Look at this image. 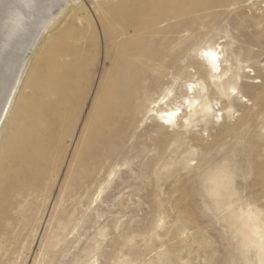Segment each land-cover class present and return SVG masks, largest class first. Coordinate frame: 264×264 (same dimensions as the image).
Returning a JSON list of instances; mask_svg holds the SVG:
<instances>
[{"label":"rangeland","instance_id":"rangeland-1","mask_svg":"<svg viewBox=\"0 0 264 264\" xmlns=\"http://www.w3.org/2000/svg\"><path fill=\"white\" fill-rule=\"evenodd\" d=\"M61 1L22 59L41 7L28 3L31 31L0 60L5 84L24 61L0 121V264H264L237 223L242 211L264 222V0ZM126 37V64L151 40L159 75L164 63L182 68L156 81L139 72L135 114L133 105L99 125ZM218 45L227 94L202 53ZM186 80L205 85L224 117L159 127L149 101H166V89L179 98Z\"/></svg>","mask_w":264,"mask_h":264},{"label":"bare ground","instance_id":"bare-ground-1","mask_svg":"<svg viewBox=\"0 0 264 264\" xmlns=\"http://www.w3.org/2000/svg\"><path fill=\"white\" fill-rule=\"evenodd\" d=\"M7 1L8 2H6V0H5V6L2 5L3 6V8L1 9L2 13L0 12L2 14V16L5 18V19L3 18L5 21L0 19L3 21V23L1 22L2 24L0 25V60L1 61H3V59L5 57V53H6V50L8 49L7 47L9 45V43L11 44V43L19 42L22 35L24 34L23 32L26 33L25 30L27 28L31 31L30 27L25 25L24 22H22V19L24 16V14H23L24 10L31 8V5H27V4L32 3L33 0H7ZM35 1L39 2L38 5L41 6L42 8L38 7L37 9L35 8L33 10V12L36 11V13H37V15H35V16L39 17V18L35 20V23H34L35 25L33 26V31L30 32L31 33L30 38L28 39V41H26V43L27 42L28 43H27V45H25V47L26 46L27 47L25 48L26 51L24 50L25 52L23 54L22 59L27 57V53L33 47L32 46L34 43L33 41L36 39V37L41 35L42 30H43V32H45L47 27L52 26L54 20L56 19V16H58V14H60L61 10L63 9L61 7V5H62L61 0H35ZM196 4L193 3V6H196ZM34 5H37V3L36 4L34 3L33 6ZM191 6H192V4L191 5L187 4L185 7L191 8ZM157 7H160V5H158ZM185 7H184V9H185ZM39 9H41V10L39 11ZM151 12H152V10L150 11V13ZM190 12L191 11L188 10V13H190ZM182 13L184 14L185 12H182ZM41 14H43V16H41ZM179 14H181V13L179 12ZM28 16H29V14H28ZM117 22H118V19H117ZM140 26H142V25H140ZM145 27L146 26H144V28ZM141 28L143 29V27H141ZM135 30L138 33L141 32L140 28H139L140 32L137 29H135ZM144 30H142V31H144ZM144 32H146V31H144ZM28 34H27V38H28ZM140 35L141 34H139L138 36H140ZM143 35H145V34L143 33ZM149 37H150V39H152L151 36H148V38ZM150 41L151 40H148V41L143 40L142 42H140L141 45H137V50H138L139 54L138 55L134 54L132 56H139V59L141 62L140 63H134V64L130 65V64L125 63L124 58L131 55L130 51L132 48H134V42L131 40L130 37H126V38L120 40V42H119L120 48H119L118 53L116 54V59H115V61H117V65L119 66L118 72L120 74L119 75L114 74L110 80V82H112V83L110 85L106 86L105 95H104L103 100L106 97H108V96L109 97L107 98V100L104 104H102L98 107L99 111L96 113L97 117L95 118V121H97L99 119L98 120L99 125L102 124L101 119H104V117H106L107 120L108 119L114 120L115 118L113 117V113L115 111L122 110V109L127 111V107L132 108L133 105H134L133 106V112L135 114V111H137V109L139 107V106H137V101H136L137 95H138L139 89H140V86H138L139 85L138 82L142 81V79L140 81L138 80L139 76H141V74H139V72L144 71V72L149 73L148 71L152 70L155 73V76H154V73H150L148 75H147V73L144 74V75L150 77L152 79V81L159 80L160 77L164 78L166 76V73H167L166 71H168L170 73L169 68H171V74H173V75H178L180 73L179 71H181V68H182V66L179 65L180 63L179 64L177 63L175 65L169 64V63H167V64L164 63L165 69L163 68V70H161L162 71L161 75H159V72L157 71V70H159V68L157 67V63H156V60L159 61V59H158L159 57L157 54L152 53V51H151L152 46H151ZM23 42H25V41H23ZM31 43H32V45H31ZM17 45L18 44H16V45L14 44V46H16V48H18ZM146 45H148V46H146ZM219 47L220 46L218 45L217 47L204 48V49H202V53H203L205 65L209 69L208 75H209V73H211V75L214 78H216L213 81V85L215 87L219 86L221 89V92L227 94V91L223 88V86H221L219 84V81L221 79V72H222V65L220 62V51L216 50V48H219ZM27 48H29V50H27ZM157 50H159V48ZM10 51H12V50H10ZM14 51H15V49H14ZM19 51H20V49H19ZM15 53H17V52H15ZM204 53H213L218 57V60L215 62V66L213 65V62L211 61V58L204 55ZM7 56L9 57L12 55L9 54ZM8 57H7V59H8ZM10 59H12V58H9V60ZM22 59L18 63L16 70L13 71L12 76L10 77L8 82H6V84L3 83V80H2L3 79V73L0 72V121L5 114V111H7L6 109H8V107H9L8 104H9V99H10V94H11V92H10L11 85L13 83V80L15 79V75H18L17 73H19V71H20V69L24 63V61ZM5 62H8V61L5 60ZM9 63H11V62H9ZM13 63H14V61H13ZM13 63H11V64H13ZM7 64L5 63V66ZM1 65H3V64H1ZM0 68H1V66H0ZM2 71H5V70H2ZM144 72H142V74ZM6 76H7V73H6ZM212 76H209V78H211ZM140 84H141V82H140ZM145 88H147V86H145L144 88L142 86V89L144 90V92H146ZM231 88L233 89L235 87H231ZM166 90L168 92V94H167L168 97L170 96V98H168L166 101L163 100L164 96L160 97L161 94L156 96L155 98H152L149 101L151 104L153 103V106H152V108L151 107L149 108V111L156 116V119H157L156 123L161 128L171 127L172 130L174 129V127L186 128L191 124L192 120L197 115L207 116V117L212 115V117H215V120H219V119H222V117H224V113H222L221 110L216 107L217 102L215 104H212L211 102H209L207 100L208 90H207L205 85L203 87L202 86L199 87L198 83H195L191 80H186L185 84H184V89L182 90L183 95H181L179 98L172 97L170 95L171 89H166ZM231 93H233V92H231ZM236 93H238V91ZM128 96L131 99L130 101L128 100ZM241 100L245 101L246 99L243 96H241ZM229 102H230V100H229ZM231 106L229 105V108L225 112V115L227 117L229 116V114L232 113ZM177 110H179V111L177 112ZM173 112H177V115L170 116L169 114H171ZM169 119L171 120V123H166L165 121H167ZM54 127H56V125ZM173 133H177V130H175ZM87 140L91 141V142H88L86 144L84 151H86V154H89V151L91 150V147H92L91 136H89V138L87 137ZM83 163H85L84 159L80 162L78 169H82L84 167ZM14 170H16V169H14ZM214 187L216 188V190L220 189L222 187V184L219 183L218 181H215ZM237 223L239 224L240 228L243 229L244 232L249 233L253 237L254 243L258 248L260 262L264 263V222L261 221L259 213L256 211L253 213L242 211L241 215L237 219Z\"/></svg>","mask_w":264,"mask_h":264},{"label":"snow or ice","instance_id":"snow-or-ice-1","mask_svg":"<svg viewBox=\"0 0 264 264\" xmlns=\"http://www.w3.org/2000/svg\"><path fill=\"white\" fill-rule=\"evenodd\" d=\"M204 55L210 57V58H211V61L213 62V65L215 66V62L218 60V57H217L215 54H213V53H204ZM235 91H236V89L233 88V89H232V92L235 93ZM178 111H179V110H177V112H178ZM177 112H173V113H171V114H169V115H170V116H175V115H177ZM165 122H166V123H171V120L169 119V120H167V121H165ZM193 163H195V161H193Z\"/></svg>","mask_w":264,"mask_h":264}]
</instances>
